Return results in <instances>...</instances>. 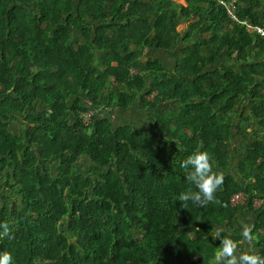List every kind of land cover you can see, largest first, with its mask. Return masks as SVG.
<instances>
[{
	"label": "trees",
	"instance_id": "trees-1",
	"mask_svg": "<svg viewBox=\"0 0 264 264\" xmlns=\"http://www.w3.org/2000/svg\"><path fill=\"white\" fill-rule=\"evenodd\" d=\"M186 2L0 0V223L11 231L0 252L13 264H212L217 231L244 239L232 227L243 206L264 257V203H252L264 197V139L256 135L238 170L228 165L240 102L250 101L264 129V36L217 0ZM262 2L237 0L238 19L264 26ZM180 16L189 21L183 36ZM87 100L104 107L85 125ZM138 104L158 130L122 119ZM196 151L224 183L215 202L184 209L178 196L197 189L191 166L180 165ZM236 192L244 205H231Z\"/></svg>",
	"mask_w": 264,
	"mask_h": 264
},
{
	"label": "crops",
	"instance_id": "crops-1",
	"mask_svg": "<svg viewBox=\"0 0 264 264\" xmlns=\"http://www.w3.org/2000/svg\"><path fill=\"white\" fill-rule=\"evenodd\" d=\"M181 4L183 5H187L186 0H183L181 2ZM262 6L259 9V13H264V0L261 3ZM86 23H88L89 25H96L97 21L91 19V18H87L86 19ZM188 25H189V21L184 20L181 16L178 18V22L176 25V30L178 33H180V35H184L185 32L188 30ZM200 29V28H199ZM199 29L195 30L194 33L192 34V36L189 38V41L184 43L182 46H186L189 47L193 42H194V38L199 36ZM68 30H69V35L71 37V40L74 42H82L84 40L82 34L80 33V31L72 25L68 26ZM149 49H144L142 51V54L149 52ZM160 58L162 59V61L165 63V65L169 68L172 69L173 65H174V58L172 53H161L160 54ZM255 57L253 55H249L248 57V61L251 63L253 61H255ZM261 60H264V56ZM228 62H230V59L226 58L220 61L219 65H225ZM240 65V64H239ZM250 107V110L249 108ZM249 110V111H248ZM252 107H251V103L249 100L244 99L242 102H240L238 109L235 111V123L234 126L232 128L233 134L235 136V141L234 144L229 145V151H230V157L228 159V165L229 167L232 166L235 168V166L237 164H239V162L237 164H234V160H236V158L238 157V161L240 160V158L242 157V155L246 152L247 148L249 147V144L256 139V135H259L261 139H264V129L261 128L258 125V119L255 117V112L254 110L253 113H251ZM154 113H152V110L149 109H143L142 106L140 104L135 105L133 108H130L127 111L123 112V118L124 120L130 121L133 124H137L138 126H147L150 127L153 125V127L155 129L158 130V128L160 127L159 124L151 122L150 121V117H152ZM249 117V121L248 120H244V118ZM19 128V126H18ZM16 128V130L18 129ZM14 129V128H13ZM16 130H14V132H16ZM232 140V139H231ZM238 149H242L243 152L237 154V156L234 154L236 150ZM83 162L88 161L87 157H82L81 159ZM79 162V161H78ZM81 162V161H80ZM80 164V163H78ZM238 166V165H237ZM236 166V170L237 169ZM90 165H83V169L89 170ZM230 171V169H229ZM252 216L250 215V212L248 211V209L246 207H242L239 209L238 211V219L232 222V227L233 228H238L242 230V226L243 225H248L250 228H252L253 226V220H252ZM219 227H215V230H217ZM222 229H228L227 226L223 227ZM232 230H230L231 232ZM239 245V251H246L249 253H253V254H258L260 252V249L257 248L256 246H254V240L252 241V239L250 241L243 239L241 242H238ZM239 254V252H238Z\"/></svg>",
	"mask_w": 264,
	"mask_h": 264
},
{
	"label": "clouds",
	"instance_id": "clouds-1",
	"mask_svg": "<svg viewBox=\"0 0 264 264\" xmlns=\"http://www.w3.org/2000/svg\"><path fill=\"white\" fill-rule=\"evenodd\" d=\"M181 168L192 171L186 174L187 181L195 186L196 191L189 188L181 192L178 200L183 208L187 209V204L191 201L196 205H207L215 202V193L224 183V175L213 171L212 158L206 151H196L181 162ZM251 228L248 225L242 226V237L250 241L252 239ZM11 238L10 226L8 223H0V239ZM215 239H219L220 244L214 253L212 264H264V257L258 254L239 251V245L236 241L221 237L217 231ZM239 252V254H238ZM0 264H13V256L10 252H0Z\"/></svg>",
	"mask_w": 264,
	"mask_h": 264
},
{
	"label": "built area",
	"instance_id": "built-area-1",
	"mask_svg": "<svg viewBox=\"0 0 264 264\" xmlns=\"http://www.w3.org/2000/svg\"><path fill=\"white\" fill-rule=\"evenodd\" d=\"M174 3H181L183 0H171ZM219 4L225 9L226 14L233 20H235L237 23L242 24L246 31L249 33H256L260 36H264V26L259 24H252L247 20H239L236 13V1L237 0H217ZM150 98L152 97L149 96ZM87 107L85 110L80 111L79 117L83 121L85 125H88L91 123V117L96 113L97 110H100L104 106L101 105L99 107H92V102L87 100ZM110 110V109H108ZM247 202V195H245L242 192H236L231 195L230 203L231 205H238L242 206ZM253 207L259 208L264 203V197L263 198H255L253 200Z\"/></svg>",
	"mask_w": 264,
	"mask_h": 264
},
{
	"label": "rangeland",
	"instance_id": "rangeland-1",
	"mask_svg": "<svg viewBox=\"0 0 264 264\" xmlns=\"http://www.w3.org/2000/svg\"><path fill=\"white\" fill-rule=\"evenodd\" d=\"M248 108H249V110H250V107H248ZM249 110H248V111H249ZM252 110H253V109H252ZM252 110H251V113H253ZM12 123H13L12 128H14V129H13V131H14V130H16V128H18V125H17V123H15L14 121H12ZM235 140H236V139H235V136H234V137L232 138V140H231V144H234V141H235ZM242 152H243L242 149H238V150L235 151L234 154L237 156V154L242 153ZM236 153H237V154H236ZM81 158H82V157H81ZM81 158H80V159H81ZM80 161H81V162H80ZM78 163H80L79 165H80L81 168H83V165H87V166L89 165V162H88V161L83 162L82 160H79ZM237 163H238V160H235V161H234V164H237Z\"/></svg>",
	"mask_w": 264,
	"mask_h": 264
}]
</instances>
